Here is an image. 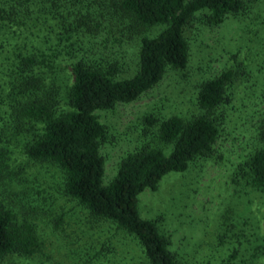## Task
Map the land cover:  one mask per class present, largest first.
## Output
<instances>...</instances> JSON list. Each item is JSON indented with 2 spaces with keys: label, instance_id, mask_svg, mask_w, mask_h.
I'll return each mask as SVG.
<instances>
[{
  "label": "trees",
  "instance_id": "obj_1",
  "mask_svg": "<svg viewBox=\"0 0 264 264\" xmlns=\"http://www.w3.org/2000/svg\"><path fill=\"white\" fill-rule=\"evenodd\" d=\"M256 1L0 0V34L15 38L17 46L6 60L8 80L0 83V260L39 253L42 229L60 234L64 213L47 211V186L28 173L26 164H32L57 169L61 179L47 182L48 187L75 201L92 219L125 232L146 264H180L156 221L141 217L139 195L156 191L168 173L213 159L219 110L233 73L225 71L199 84L197 114L146 116L143 133L156 128L157 144L168 152L143 144L120 160L107 184L100 153L107 131L95 112L137 100L167 69L184 70L189 61L184 31L197 13L203 12L205 24L217 25L227 16L245 13ZM156 25L163 30L143 35ZM132 35L140 39L130 61L134 68L127 70L120 48ZM256 141L237 166L233 182L248 180L264 194V114ZM9 145H17L26 160L23 165L10 166ZM33 198L42 201H27ZM100 249L106 262L113 258L110 243L103 242ZM87 250L77 260L89 255Z\"/></svg>",
  "mask_w": 264,
  "mask_h": 264
},
{
  "label": "rangeland",
  "instance_id": "obj_2",
  "mask_svg": "<svg viewBox=\"0 0 264 264\" xmlns=\"http://www.w3.org/2000/svg\"><path fill=\"white\" fill-rule=\"evenodd\" d=\"M202 18L203 12L197 13L184 31L189 45L184 70L167 69L163 78L137 100L95 112L107 131L100 149L105 160L103 180L107 184L120 160L143 144L164 148L157 144L156 128L150 129L149 135L143 133L146 116L187 118L197 114L199 84L231 71L227 100L219 110L213 159L191 163L185 172L166 174L156 191L145 190L139 195V212L142 218L156 221L180 264H262L264 194L253 189L248 180L233 182V174L258 145L256 132L264 114V0L249 4L245 13L227 16L217 25L205 24ZM163 28L150 27L143 35L152 37ZM139 39L132 35L120 48L127 70L134 68L130 61L135 60ZM15 42L12 36L0 34V83L8 80L6 60L17 47ZM111 57L122 61L118 53ZM6 149L11 151V167L26 162L17 145ZM26 167L37 182L46 183L47 211L64 213L60 234L42 229L39 253L30 257L7 255L0 264H146L138 245L125 232L109 222L92 219L75 201L61 198L55 187H48L47 182L61 179L57 169L32 164ZM105 241L113 250V258L107 262L99 255ZM84 248L89 255L77 260Z\"/></svg>",
  "mask_w": 264,
  "mask_h": 264
}]
</instances>
